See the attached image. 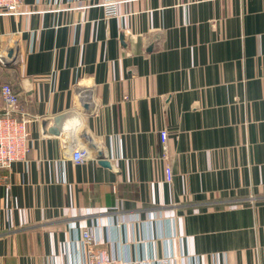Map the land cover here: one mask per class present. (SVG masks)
<instances>
[{"label": "crops", "instance_id": "obj_1", "mask_svg": "<svg viewBox=\"0 0 264 264\" xmlns=\"http://www.w3.org/2000/svg\"><path fill=\"white\" fill-rule=\"evenodd\" d=\"M102 1L0 16L30 133L0 169V264H83L88 228L130 264H264V0Z\"/></svg>", "mask_w": 264, "mask_h": 264}, {"label": "built area", "instance_id": "obj_2", "mask_svg": "<svg viewBox=\"0 0 264 264\" xmlns=\"http://www.w3.org/2000/svg\"><path fill=\"white\" fill-rule=\"evenodd\" d=\"M118 0H103L100 6L105 8L106 17L117 15ZM23 0H0V16L19 15L23 13ZM0 96L4 104L0 112V169H9L13 163L25 161L30 150V133L28 120L23 116L20 100L11 84L1 86ZM160 139L164 152L167 151V131H161ZM88 155L85 148L78 147L73 151L72 159L76 163L83 162ZM166 157V156H165ZM166 179L171 181L170 165L166 167ZM82 241L87 249V260L83 264H130L114 259L97 247L93 229L88 228L82 234Z\"/></svg>", "mask_w": 264, "mask_h": 264}, {"label": "water", "instance_id": "obj_3", "mask_svg": "<svg viewBox=\"0 0 264 264\" xmlns=\"http://www.w3.org/2000/svg\"><path fill=\"white\" fill-rule=\"evenodd\" d=\"M3 63H5V61H3ZM63 120V116L62 115H58L55 119H54V122L55 124L58 126L61 121ZM53 133H55L56 135L59 134V131L58 129H55L54 131H52ZM99 160H100V163L105 166V167H109V163L108 161H106V159L101 155L99 154L98 157H97Z\"/></svg>", "mask_w": 264, "mask_h": 264}]
</instances>
